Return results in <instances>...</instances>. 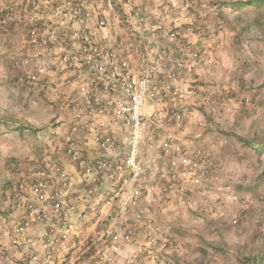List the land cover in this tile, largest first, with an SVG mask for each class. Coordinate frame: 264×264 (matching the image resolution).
<instances>
[{"label": "built area", "instance_id": "built-area-1", "mask_svg": "<svg viewBox=\"0 0 264 264\" xmlns=\"http://www.w3.org/2000/svg\"><path fill=\"white\" fill-rule=\"evenodd\" d=\"M150 2L0 5V36L23 37L19 80L44 82L50 95L60 90L73 117L58 148L66 162L19 173L0 200V264H179L174 233L150 218L175 197L189 201L191 185L209 183L212 155L187 150L177 133L197 106L217 114L248 99L199 83L211 52L179 31L189 1ZM147 104L156 108L147 113ZM83 130L93 133L88 141Z\"/></svg>", "mask_w": 264, "mask_h": 264}, {"label": "rangeland", "instance_id": "rangeland-1", "mask_svg": "<svg viewBox=\"0 0 264 264\" xmlns=\"http://www.w3.org/2000/svg\"><path fill=\"white\" fill-rule=\"evenodd\" d=\"M153 1L151 6L157 3ZM186 1L192 6L187 14L192 21L184 31L179 30L194 47L207 46L211 52L199 83L220 84L232 99L243 97L248 103L236 106L233 102L217 114L199 106L193 110L198 140L212 138L217 150L226 151V163H220L216 156L221 152L198 144L212 155L209 183L191 185L189 201L175 197L163 213H154L150 220L174 233L180 246L179 264H245L256 250L264 249V154L249 146L252 139L264 134V25L260 28L255 23L259 12L234 11L224 6L228 0ZM5 2L0 0V5ZM200 21L204 23L201 27ZM200 30L203 33L198 35ZM22 38L0 36V116L30 124L41 132L20 135L7 127L2 129L0 200L8 194L6 184L17 181L19 171L29 173L39 168L43 159L51 161L49 156L55 155L57 143L65 142L73 122L60 90L50 95L19 80L21 70L14 61ZM155 108V104H147L145 111L151 113ZM189 122L188 117L177 138L193 151L195 146L184 144L179 137L190 128ZM110 125L115 126L113 121ZM83 131L79 137L88 141L86 137L93 133ZM144 149L145 164L153 168L151 149ZM224 209L230 215H220ZM234 214L236 222L231 220Z\"/></svg>", "mask_w": 264, "mask_h": 264}, {"label": "trees", "instance_id": "trees-1", "mask_svg": "<svg viewBox=\"0 0 264 264\" xmlns=\"http://www.w3.org/2000/svg\"><path fill=\"white\" fill-rule=\"evenodd\" d=\"M224 2H225V4H224L225 7L231 8L234 11H241L244 13V12H246V10L247 11L251 10V11L259 12V18L255 19V23L260 28H263L264 17H262L261 14H264L263 13L264 12V0H228V1H224ZM22 83H24V85L38 86L37 88H39L41 90H45V92L47 91V84H45L44 82L39 83V84H37V82H35L36 84H30L27 82H22ZM6 127L8 128V130H13L20 135L24 134L26 131H31L32 133H35V134L41 132V130L39 128H35V127L31 126L30 124H24L22 122H18L16 120L13 121V120H10L8 118L0 116V134L3 132L2 129L3 128L6 129ZM56 145H57V148L55 149V151H56L55 155L49 156V159L51 161H47V163H55L56 165L58 164L60 166V165H62V163L67 158L63 154V151L59 150L60 149L59 144L57 143ZM249 146L256 153L264 154V134H260V135L256 136L254 139H252ZM62 148L63 147H61V149ZM51 154L50 153L46 154V158L48 157V155H51ZM45 161L46 160L43 159V162L41 163V166L39 168L46 170ZM39 168H37L36 170L34 169V171H31V172L37 173L40 170ZM19 173H21V175H22V173H27V172L19 171ZM263 174H264V172H263ZM11 187H12V182L11 183L8 182L4 189H9ZM245 264H264V249L256 250V253L253 254V257L248 262H245Z\"/></svg>", "mask_w": 264, "mask_h": 264}, {"label": "crops", "instance_id": "crops-1", "mask_svg": "<svg viewBox=\"0 0 264 264\" xmlns=\"http://www.w3.org/2000/svg\"><path fill=\"white\" fill-rule=\"evenodd\" d=\"M152 1L153 0H151V2ZM151 2L149 4L150 7L152 5ZM153 2H157V5L163 3L165 6H167V5H173V4L179 5L182 2V0H154ZM179 20H180V26H181L180 30L183 29V31H184L185 28H187L186 27L187 23H191L192 17L191 16H187V15H182L181 17H179ZM166 23H167V21L163 22V24H166ZM189 30H190V28H189ZM196 117L197 116L194 115L193 112L189 116V118H190L189 124H191L190 128L188 127V130H186L185 132H181L180 135H179V137L182 139V142L184 144L191 143V145L193 144L194 146H197L198 144L202 143L204 145H207L211 149H216L215 148L216 146H215L214 141L212 140V138L204 137V138H202V139L200 138V140H198L199 139V135H198V133H196V130H195V119H196ZM112 127H116V126H112ZM216 151L221 152L220 156L216 155L218 160L220 161V163H223V164L226 163V162H224V161H226V158H227L226 151L222 150L221 148L219 150L216 149Z\"/></svg>", "mask_w": 264, "mask_h": 264}, {"label": "clouds", "instance_id": "clouds-1", "mask_svg": "<svg viewBox=\"0 0 264 264\" xmlns=\"http://www.w3.org/2000/svg\"><path fill=\"white\" fill-rule=\"evenodd\" d=\"M181 27V26H180ZM180 27H179V29H180ZM180 31V30H179Z\"/></svg>", "mask_w": 264, "mask_h": 264}]
</instances>
